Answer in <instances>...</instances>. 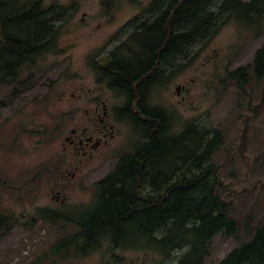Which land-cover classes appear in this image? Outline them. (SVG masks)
Returning a JSON list of instances; mask_svg holds the SVG:
<instances>
[{
  "label": "rangeland",
  "instance_id": "1",
  "mask_svg": "<svg viewBox=\"0 0 264 264\" xmlns=\"http://www.w3.org/2000/svg\"><path fill=\"white\" fill-rule=\"evenodd\" d=\"M151 1L45 0L70 9L60 25L58 49L25 66L14 81L0 84V217L5 220L0 264H175L184 252L176 249L165 258L153 249H114L107 235L95 248L77 252L71 245L53 252L77 226L38 213L57 211L74 219L93 202L95 183L120 155L133 151L142 126L135 129L117 115L125 97L97 80L90 60L122 42L123 27ZM263 42L264 17L260 27L230 17L187 67L148 91L147 105L169 115L170 133L197 124L222 134L212 158L223 184L217 194L230 203L238 228L212 237L203 264H216L248 241L264 220V75L256 78L251 72ZM240 67L249 75L239 83L228 72ZM95 97L110 111L103 138L92 111ZM83 127L101 138L96 148H84L85 154L67 141L70 136L77 140Z\"/></svg>",
  "mask_w": 264,
  "mask_h": 264
},
{
  "label": "trees",
  "instance_id": "2",
  "mask_svg": "<svg viewBox=\"0 0 264 264\" xmlns=\"http://www.w3.org/2000/svg\"><path fill=\"white\" fill-rule=\"evenodd\" d=\"M70 9L45 0H0V84L17 79L28 64L55 52L59 29ZM230 17L260 27L264 0H152L123 27L126 38L104 57L90 60L98 81L125 97L118 116L139 132L133 151L95 183L91 205L73 219L57 211L39 210L50 221L70 220L77 230L54 245L53 252L98 247L107 235L111 248L153 249L165 258L184 249L175 264H203L210 240L219 232L233 234L238 221L222 187L214 153L221 147L220 130L187 124L169 132V115L147 105L151 84L187 67ZM251 72L264 75V42L256 50ZM249 71L228 72L238 82ZM135 125V126H134ZM5 220L0 217V226ZM216 264H264V220L252 237L231 249Z\"/></svg>",
  "mask_w": 264,
  "mask_h": 264
},
{
  "label": "flooded vegetation",
  "instance_id": "3",
  "mask_svg": "<svg viewBox=\"0 0 264 264\" xmlns=\"http://www.w3.org/2000/svg\"><path fill=\"white\" fill-rule=\"evenodd\" d=\"M110 52L106 51V52H101L99 53L98 57L96 59H94L96 61V63H103L105 61L104 57ZM93 60V59H92ZM98 80V79H97ZM126 100V99H125ZM94 101V110L93 111V115L94 117L99 121V123H101V128L98 129V131L102 134V138L106 136V126H107V122H105L109 115H110V111L109 108L106 104V102L103 101V99H99L97 97L93 98ZM157 108V107H154ZM109 123H111L110 121H108ZM109 127L112 128V123L109 124ZM82 135L77 136V140L73 137L70 136L67 138V141L70 144H74L75 146H79L78 151L79 150H83V153H86V150H84V148L90 147V148H96L97 146H99L101 144V138L100 137H95L93 138V134L92 133H87L88 129L87 127H83L82 130ZM75 129L71 130V133H74ZM110 135L112 136V132L110 133ZM55 197L58 198V193L55 194Z\"/></svg>",
  "mask_w": 264,
  "mask_h": 264
}]
</instances>
